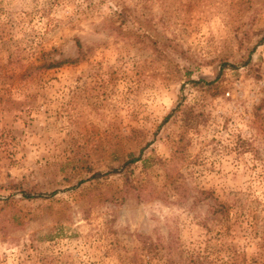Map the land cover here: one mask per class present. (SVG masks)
I'll use <instances>...</instances> for the list:
<instances>
[{"label":"rangeland","instance_id":"1","mask_svg":"<svg viewBox=\"0 0 264 264\" xmlns=\"http://www.w3.org/2000/svg\"><path fill=\"white\" fill-rule=\"evenodd\" d=\"M0 264H264V0H0Z\"/></svg>","mask_w":264,"mask_h":264},{"label":"trees","instance_id":"2","mask_svg":"<svg viewBox=\"0 0 264 264\" xmlns=\"http://www.w3.org/2000/svg\"><path fill=\"white\" fill-rule=\"evenodd\" d=\"M250 53L248 54V56L242 60V63L245 64V65H248L249 64V60H250ZM78 60H71V61H65V62H58V63H52V62H43V63H40L39 65L35 66L33 68V70H39V69H51V68H55V67H60L62 66L63 64L65 65H69V64H74L76 63ZM226 66H228L226 64ZM224 64L221 65L218 70L215 69V73H216V79L215 81H217L219 78H220V75L222 74V71L224 69ZM192 84L194 85H197L198 82H192ZM140 160V156H135L134 154H128L127 155V159L122 163L121 166H119V168L117 169H112L108 172H98L96 174H94V178H97V177H106V176H110V175H115V174H119V173H125L127 171H129L130 167L135 164L136 162H138ZM20 195H21V198L23 200H31V199H45V198H49L50 196H52L54 193H51V194H48V195H44V194H41V193H35V194H31L30 192H26V191H20L19 192Z\"/></svg>","mask_w":264,"mask_h":264}]
</instances>
